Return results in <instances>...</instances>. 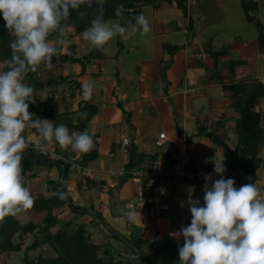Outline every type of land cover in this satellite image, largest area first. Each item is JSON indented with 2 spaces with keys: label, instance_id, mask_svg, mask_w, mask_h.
<instances>
[{
  "label": "crops",
  "instance_id": "0c3cea01",
  "mask_svg": "<svg viewBox=\"0 0 264 264\" xmlns=\"http://www.w3.org/2000/svg\"><path fill=\"white\" fill-rule=\"evenodd\" d=\"M220 1L188 0V15H183V18V11L175 3H162L156 8L145 6L142 14L148 19L151 29L147 34V42L141 43L138 36L129 39L119 36L120 41L117 37L106 46L109 48L107 54L103 53L101 59L89 63L85 73L77 77L81 89L85 83L93 86L94 103L98 106V112L89 122L88 130L95 135L93 148L97 150V155L88 163L92 175L87 179V184L83 185L82 174L72 171V177L69 180L68 176L66 181L67 193L73 202L89 206L105 220L112 221L115 231L128 239L133 235L128 226L124 227L126 222L129 225L126 215L134 213V226L142 228L139 247L146 253L149 248L152 249L153 240L158 241L167 237L165 234L176 232V223L181 227L191 223V213L186 203L187 189L194 186L193 199L199 200L203 206L204 185L185 183L187 186L184 191L179 188V184L183 182H170L156 189L146 188L144 193L143 177L134 178L137 179L136 182H133L132 177L122 181L123 178L111 177L108 172L118 171L136 160L134 170L164 171L172 165V156L180 147L186 148L193 165L213 167V163L206 161L213 158L216 152L219 157L224 155L223 147L215 145L207 137L197 136L198 123L204 124L208 130L216 127L222 139L233 148L237 115L230 107L231 90H224L222 86L246 78L264 83V53L259 50L257 29L247 21L241 0L225 1L229 8L233 2L234 9L236 4L242 8L244 22L254 27L253 36L248 37L243 33V38L239 39L242 47H225L216 40V34L222 30L225 15L224 9L218 5ZM256 1L259 3L260 14L264 0ZM260 19L264 24L263 17L260 16ZM173 20H177L176 25H173ZM237 20H234L235 23ZM175 26L178 27L177 30H172ZM64 33L61 40L64 48L75 45L70 48L69 54L75 52L77 56H82L85 53L80 55L81 50H94L83 40L81 34H75L71 29H65ZM195 46L196 51H192ZM201 49L206 56L198 59L195 54ZM207 49L225 50L226 53L214 57L210 56ZM236 60L239 63L232 72L230 63ZM54 65L59 70L56 76L81 72V66L77 63ZM161 68H166L164 75ZM53 86L59 88V91L62 89L64 97L75 95L74 99L69 100L73 111L78 108V102L84 100L82 92L72 90L67 83ZM44 91H50L48 85ZM60 99L58 95H54V100L58 103L53 109L54 113L63 110ZM259 106L264 112V101L261 99L258 109ZM48 109L49 106L46 107ZM217 121L220 123L217 124ZM153 126H159V130H153ZM160 133H165L167 138L161 146L157 144ZM23 135L34 143L41 141V136L31 129L26 128ZM125 138L129 139L127 153L121 150ZM67 149L73 151L71 146ZM263 152L264 149L261 156ZM49 167L35 160L29 161L27 177L23 183L33 197H49L54 194L55 186L52 182L57 181L59 173L58 168ZM255 183L264 188V176H256ZM115 188L113 193L111 190ZM173 206L182 209L184 214L181 222H178ZM54 213L58 215L60 222L53 232L68 221L78 224L92 222L91 216L75 214L68 207L57 209ZM45 216L46 211L28 210L15 217L21 224L32 222L41 225ZM93 228L98 230L95 226ZM101 233L103 237H107ZM33 240L30 233L13 236L12 243H21V249L0 251V264H37L38 256L41 253L47 254L48 248L44 246L25 253L26 247ZM103 241H109L114 247L123 250L111 238L107 237Z\"/></svg>",
  "mask_w": 264,
  "mask_h": 264
},
{
  "label": "clouds",
  "instance_id": "9594fccd",
  "mask_svg": "<svg viewBox=\"0 0 264 264\" xmlns=\"http://www.w3.org/2000/svg\"><path fill=\"white\" fill-rule=\"evenodd\" d=\"M108 0H0V13L12 39L11 59L4 63L8 70H0V221L5 217L27 212L34 205V197L23 183L21 153L29 145L23 135L26 128L35 129L46 146L58 144L61 150L71 146L77 156L93 148V139L87 130L71 132L64 124L54 125L48 119L35 118L29 104L36 103L34 88L22 82L23 74L37 72L41 64L51 71L60 49L48 37L56 33L64 37L62 21H67L71 10L81 6L91 8L95 3L103 13ZM126 11L123 4L115 9L117 19L105 20L97 15L81 36L94 49L107 54L106 47L117 36L129 39L139 37L147 42L150 32L148 19L140 14L135 24L122 26L120 18ZM81 17L84 12L79 13ZM58 41L57 43H60ZM82 97L90 101L93 86L82 85ZM87 118V112L80 114ZM220 179L212 182V175L205 176L203 206L193 199L194 186L187 189V206L191 223L169 235L184 240L179 247L180 264H264V188L257 184H244L237 188L232 178L225 179L227 168L224 159L215 154L209 161ZM163 191V190H162ZM61 199L64 193L58 194ZM184 203H181V207ZM135 221V214L129 213Z\"/></svg>",
  "mask_w": 264,
  "mask_h": 264
},
{
  "label": "trees",
  "instance_id": "16d2710c",
  "mask_svg": "<svg viewBox=\"0 0 264 264\" xmlns=\"http://www.w3.org/2000/svg\"><path fill=\"white\" fill-rule=\"evenodd\" d=\"M187 1L188 0H108L105 4L103 13L99 12L95 3L91 8L81 6L79 10H71L69 19L67 21H62L61 26L64 30L71 29L75 34H81L85 29L90 27L91 20L97 15L102 14L105 20L117 19L115 16V9L120 4H123L126 9L123 17L120 18V23L125 27H127L129 23H136L135 17L142 14L145 6L156 8L162 3H175L176 6L183 11L184 15L187 16ZM241 5L247 21L253 23L257 29L259 50L264 53V24L259 17V3L256 0H241ZM80 12H84L85 15L81 17L79 14ZM190 29L192 30V26ZM12 39L14 38L9 35L5 27L2 13H0V66H2L1 69L3 71L8 70L4 62L11 59V49L9 45ZM62 39L63 37L59 36L58 31L56 33H51L48 37V40L53 42V45L60 49L59 56L53 58V64H62L66 62L77 63L81 66V72L79 74L69 73L56 77L51 76L46 80L43 77V71L46 68L41 64L37 72L24 73L22 82L34 88V98L36 99V103L29 104V112L34 114L33 119H48L53 121L54 125L64 124L69 128L70 132H83L85 130L89 132L88 124L98 112V106L94 103V95H92L90 101H79L78 108L74 111L72 110V104L69 100L74 99L75 95L70 94L69 97L62 96L60 101L63 110L59 113H54L53 109L58 106V103L55 102L53 94H48L45 97L41 94L48 84L57 86L66 83L72 90L81 93V86L77 77L85 73L89 63L103 57V53L96 49L82 56H77L75 52L69 54L70 48H74L75 45H69L64 48L61 42L57 43ZM119 41L118 43L120 44ZM207 51L210 56L214 57L226 53L225 50L212 51L207 49ZM238 63V60L230 63L232 72L235 65ZM51 71L49 72L51 73ZM162 74L164 75V71ZM222 88L224 90H231L230 107L237 115L234 126V147H229L226 141L222 139L221 135L218 134L216 127L208 130V127L201 122L198 123L196 135L207 137L215 145L223 147L224 155L228 159L227 166L235 174V178L240 183V186L244 184H255L257 171L264 166V157L261 156V152L264 149V112L257 108L259 100L261 99L264 101V83L254 80L253 78H246L238 82L224 84ZM47 106H49L48 110H46ZM42 107H45L44 111L40 112ZM82 112H87L86 119L81 118L80 114ZM218 123H220V121H217V124ZM31 130L37 135H40L35 129ZM89 135L92 136L94 142L95 135L90 132ZM53 151L58 157H62L63 160L67 162V178L72 171V163L88 166V163L95 159L97 155V150L92 148L90 152L77 156L74 151L68 149L61 150L59 145L55 143ZM25 155H38V157L31 156L27 159L25 170L22 174L23 180L27 177L26 173L29 161L35 160L45 164L42 159L47 162H52L57 159L44 156L36 150H30L29 152L23 153L21 156L24 158ZM53 167L58 168L59 173L57 181L52 182L55 186L53 188L54 194L49 197L43 195L35 196L34 205L30 209L34 212L46 211L43 223L41 225H36L32 222L21 224L16 217H5L3 221H0V251H19L21 249V243L13 244L11 241L12 237L16 234L23 236L30 233L34 240L26 247L25 253H29L32 250L44 246L48 248L47 254L44 255L41 253L38 256L37 264H180L178 249L181 245L176 243H165L152 260H140L137 262L132 258L139 257V255L131 248H129L128 251L121 250L114 247L109 241L97 242L92 237L90 231V227H97V224H99L95 218H93L94 220L90 223L78 224L68 221L53 232V229L60 222L58 215L54 213L57 209L62 210L68 207L69 210L75 214L90 215L85 210H76L70 207L65 198L61 199L59 197L58 194L62 192L61 179L63 166L61 164H55L49 168L52 169ZM134 167H136V164L132 161L126 165L127 169H133ZM32 175L35 176L36 174ZM128 178L129 177L126 176L122 181ZM115 190L116 188L111 191L114 193ZM145 190L146 186L144 185V193ZM99 225L102 226L101 224ZM104 231L108 238L112 236L105 228ZM153 250L154 248L147 254L152 253Z\"/></svg>",
  "mask_w": 264,
  "mask_h": 264
},
{
  "label": "built area",
  "instance_id": "2783aa9c",
  "mask_svg": "<svg viewBox=\"0 0 264 264\" xmlns=\"http://www.w3.org/2000/svg\"><path fill=\"white\" fill-rule=\"evenodd\" d=\"M198 59L205 58V53L201 49L199 52L195 54ZM166 134L160 133L159 140L157 141L158 145H163L166 141ZM26 143L29 145L28 148L25 149V152H29L30 150H36L38 153L48 156L49 158H62L58 157L54 151L53 146L54 143L50 146H46L45 141L41 137V141L39 143H34L26 138ZM129 146V139H123L122 141V152L127 153ZM113 156V155H112ZM63 159V158H62ZM172 165L168 167V169L164 171H137L134 169H127L126 166H122L118 171H109V176H118L120 178H124L128 176L129 178H139L143 177L145 179L144 185L146 188H159L170 182H186L191 185H205V176L211 174L212 182L220 179V176L216 175L213 171L214 166L207 167H197L193 165L190 154L187 152L185 147H180L172 156ZM227 171L224 173V178H232L235 180V186L237 188L240 187V183L236 180L235 174L225 165ZM71 170L82 174L83 176V185L87 184V179L91 177L92 170L88 166H82L77 163L71 164Z\"/></svg>",
  "mask_w": 264,
  "mask_h": 264
},
{
  "label": "rangeland",
  "instance_id": "374dc122",
  "mask_svg": "<svg viewBox=\"0 0 264 264\" xmlns=\"http://www.w3.org/2000/svg\"><path fill=\"white\" fill-rule=\"evenodd\" d=\"M220 4H218L219 6H221L223 9H224V21L222 22V30L221 31H218V34H216V40L219 42V43H221V44H224L225 45V47H230V48H232V47H234V46H240V47H242L241 46V42H240V38H243V33H245L248 37H251V36H253V34H254V32H255V30H254V27L252 26V25H250V24H248V23H245L244 21H245V19H244V14H243V11H242V8L238 5V4H236L237 5V7L234 9V7H235V5H234V2H233V5L231 6V8H229L228 6H227V2L225 1V0H221L220 2H219ZM182 12V11H181ZM183 15H184V13L182 12V14H181V16H182V18H183ZM263 17V20H264V1L262 2V7H261V13L259 14V17ZM236 19H238L237 20V23H235V21L234 20H236ZM113 20H115V19H113ZM176 21L177 20H173V25H176ZM241 26H242V29H241ZM244 26H246V27H244ZM177 28L178 27H173V28H171L172 30H177ZM229 35H230V37H229ZM118 38H119V36H117ZM116 37V38H117ZM227 37H229V38H227ZM115 38V39H116ZM193 49V48H192ZM196 49H197V46H195L194 47V50H192V51H196ZM241 49V48H240ZM89 50L86 48L85 50H81V52H80V55L81 54H83V53H87ZM164 63V62H163ZM163 63H161V64H163ZM218 64H219V62H218ZM166 67V66H165ZM2 68V66H0V69ZM162 69V72L164 71V70H166V68L164 69V68H161ZM57 71H58V73H57ZM57 74H59V70L58 69H56V66L52 69V71H51V73L47 70V69H44V71H43V77L46 79V80H48V78L49 77H53V76H56ZM211 79L212 80H214V78H212L211 77ZM47 87V86H46ZM48 88L50 89V91H48V92H46V91H44L43 93H41L44 97L46 96V95H48V94H50V93H52L53 94V96L56 94V95H58V97L59 98H61L62 97V95H63V93H64V91H62V89H61V91H59V88H57V87H54L53 85H50V84H48ZM53 92H55V94L53 93ZM259 110H261L262 111V109H261V107L259 106ZM117 127H118V125H117ZM153 130H159V126H153V128H152ZM264 155V152L262 153V156ZM220 158L221 159H224V164L225 165H227L228 164V159L225 157V155H222V156H220ZM145 163H147L148 164V161H146ZM72 171L70 172V174H69V180H70V178L72 177ZM257 176L258 177H263L264 176V168L262 167V168H260L259 170H258V172H257ZM131 178V177H130ZM133 180V182H136V180L137 179H132ZM135 180V181H134ZM179 182H182V181H179ZM186 182H183V183H180L179 184V188H181L182 190H184L185 191V189H186V184H185ZM187 184H189V183H187ZM89 216H91L90 218L92 219V220H94L93 218V216L92 215H89ZM120 216V215H119ZM159 216H161L160 214H159ZM106 222L111 226V227H113V229H114V224H113V222L112 221H110L109 219H106ZM116 226V225H115ZM126 226H129L128 225V223L126 222L125 224H124V227H126ZM117 227V226H116ZM118 227H121V226H118ZM91 229H90V231H91V234H92V237L94 238V240H96L97 242H103V240H105V239H107V237H103V235H102V233L101 232H103L104 234L106 233L105 231H104V228L102 227V226H100L99 224H97V228H98V230H100V231H98L97 229H94L93 227H90ZM115 230V229H114ZM171 232H173V231H171ZM171 232H169V233H167V234H165V235H167V236H170L169 234L171 233ZM111 239H112V241L113 242H115L116 244H119V245H121V247L123 248V250H129V247L126 245V244H124L122 241H120V240H118L117 238H115V237H110ZM164 238V237H163ZM162 238V239H163ZM161 240V239H160ZM160 240H158L157 241V239H155V240H153V244H152V249L155 247V245H157L158 244V242L160 241ZM111 243V242H110ZM112 244V243H111ZM151 248H149L147 251L148 252H150L151 250H152ZM48 252V251H47ZM32 254V253H31Z\"/></svg>",
  "mask_w": 264,
  "mask_h": 264
},
{
  "label": "water",
  "instance_id": "95a60500",
  "mask_svg": "<svg viewBox=\"0 0 264 264\" xmlns=\"http://www.w3.org/2000/svg\"><path fill=\"white\" fill-rule=\"evenodd\" d=\"M31 156L32 155H27V156L24 157L23 162H22V174H23V172L25 170L26 161ZM33 156L34 157H38V155H33ZM42 161L48 166H54L55 164H61L63 166V173H62V179H61V186H62L61 190H62V193L65 194V199H66L67 203L69 204V206L74 208V209H76V210H85V211H87L90 215H92L97 220V222L99 224H101L109 232L110 235H112L113 237H115L118 240L122 241L129 248L134 250L139 255V257L132 258L134 261L139 262L140 260H144V261L152 260L158 254V252L161 250V248L163 247V245L165 243H176V244H179L181 246L184 244V240L182 238L176 239V238H173L171 236H167V237H164L163 239H161L158 242V244L155 245L154 250L152 251V253L147 254L146 252H144L139 247V243H140L141 236H142V228L135 227L134 226V222L129 219V216L126 215V219L129 221V226H128L129 231L133 235L131 239H128V238L124 237L123 235L119 234L118 232H116L106 222V220L100 214H98L94 209H92L91 207L85 206V205H80V204H77V203L73 202V200L68 195L67 189H66L68 164H67V162L65 160H63L62 158H57L56 160H54L52 162H47L44 159H42ZM137 161L138 160L134 161V164H137ZM173 211L177 215L178 222H181L183 214H184L182 209H179L177 206H173ZM174 228H175V230L177 232V231H179L181 229V226H180L179 223H176L174 225Z\"/></svg>",
  "mask_w": 264,
  "mask_h": 264
}]
</instances>
